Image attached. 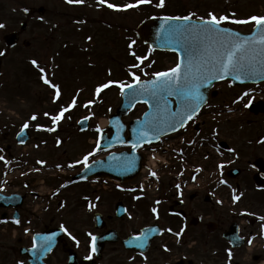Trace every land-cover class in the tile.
Wrapping results in <instances>:
<instances>
[{
    "label": "flooded vegetation",
    "instance_id": "flooded-vegetation-1",
    "mask_svg": "<svg viewBox=\"0 0 264 264\" xmlns=\"http://www.w3.org/2000/svg\"><path fill=\"white\" fill-rule=\"evenodd\" d=\"M59 2L68 6L66 0ZM24 21V0H0V24L5 25L0 28L1 38L15 33L20 55L37 48V39L27 35L29 25L22 30ZM1 38L3 62L15 47H8ZM213 99L196 117V157L188 160L196 166V175L162 178L154 192L139 177L128 182L89 177L78 181L68 176L63 186L65 196L58 200L52 191L48 195L36 191L37 182L19 180L16 192L23 200L19 224L13 222L14 208L0 209V252L9 240V228L15 232L11 233L14 243L4 251L3 259L0 255L1 263L29 264L21 248L33 246L36 234L63 225L67 232L61 229V235H55L60 241L45 264H264V125L256 129V142L248 145L252 151L242 150L235 156L241 162L228 160L230 165L220 172L215 160L229 154H224L222 146L226 145L220 143L213 128L217 113ZM5 120L0 118V129L7 128ZM222 134L225 138L230 132ZM2 164L0 161V167ZM234 194L240 196L239 201H233ZM52 206L50 216L38 218L34 227L31 218L36 219L38 209ZM153 208L158 210L159 219ZM145 228H151L149 236L153 238L142 251L132 238ZM89 233L97 238L95 252ZM88 256L92 258L86 259Z\"/></svg>",
    "mask_w": 264,
    "mask_h": 264
},
{
    "label": "rangeland",
    "instance_id": "rangeland-1",
    "mask_svg": "<svg viewBox=\"0 0 264 264\" xmlns=\"http://www.w3.org/2000/svg\"><path fill=\"white\" fill-rule=\"evenodd\" d=\"M126 1L128 2V0ZM180 1L190 9H194L198 16L205 18L209 11L218 17L235 12L236 19H248L253 15L264 16V0ZM24 4L35 6L36 9L44 6L45 14L31 18L33 27L27 34L37 39V48L23 55L24 63H21L20 59L18 60V55H15L18 52L14 51L4 66L5 76L1 82L2 85L0 84V118L6 119L5 123L8 127L0 135V156L4 157L3 167L6 169L0 177V186L8 185V188L13 190L18 180L37 182L36 191L44 192L46 195L52 191L58 200L65 196L63 188L66 182L65 178L79 169L80 164L77 161L83 160L84 156L93 152L92 145L96 138V128L101 126V122L104 120H106L105 126L108 124L109 113L115 111L121 102V92L118 87L113 86L103 91L99 97H96L95 89L109 79V71L116 73L121 82L133 83L128 72L122 71V63H124L123 69L128 71L129 65L137 62L134 57L129 55V43L135 41L131 51H134L137 56L148 57L144 61V65L141 66L148 75H144L139 69H132L137 73L136 75L141 76V79L151 77L153 72L166 71L174 67L178 56L171 52L149 53L148 47L136 39L133 33L134 28L141 16L146 14L145 8L140 12L144 15L140 14L139 16L138 10L133 9L124 13L107 12L103 9V13L96 0H85L83 5L73 3L70 7H65L59 0H25ZM168 4H174L173 0H168L166 5ZM149 5L151 12H160L161 9L156 8L153 2ZM82 15H84L83 18ZM74 16L77 20H74ZM98 20H102L109 26L97 24ZM38 22H41V27L35 28ZM55 23L61 27V32L56 34L51 31V27ZM229 25L243 32H249L254 26V24ZM92 35L93 38L99 35V40H92L91 43H95V45L88 48V38ZM108 35L117 37L120 35L119 45L114 44L112 36ZM68 43H71L73 47L69 48ZM74 46H81V51L77 50L78 53H72ZM101 48L109 58L96 55L83 56V52L86 54L88 51L89 53V49L90 53L96 49L100 53L102 52ZM25 58L27 61L36 60L41 67L46 69L50 81L59 85L61 90L59 100L53 102L54 90L41 82L40 73L33 68V65L29 64V61L26 62ZM149 64L151 67H146ZM244 87H233L229 81L218 85L220 97L215 102L227 105L229 113L217 114L213 121L216 122L215 126L217 127L220 124L222 133L230 132L229 137L225 138H228L229 143L235 147L236 151L248 150L251 152L252 148L248 146L250 145L248 137L255 133L256 128L264 124V115L250 111L248 107H244V104L249 101L264 100V83ZM244 92H249L250 95L240 103H234ZM74 96L77 97V100L81 97L83 103L78 101L77 106L65 114V118L56 126L55 132L37 130L38 127H53L45 113L57 114L61 107L70 104ZM89 101H92L91 106L85 108L84 105ZM146 109V104H139L126 117V120L140 117ZM33 115L37 116L36 121L30 119ZM82 117L90 119V128L86 132H81L77 126ZM25 123H30L32 126V139L25 146L19 147L13 139V134L16 130H20L22 124ZM0 124H3V121H0ZM9 144L10 148H8ZM6 148L8 156L4 151ZM184 150L187 151V155L189 153V158L196 154V146L193 148L184 146ZM37 161L42 163H37ZM182 161L185 164L184 159ZM173 162L177 168H164L165 171H162L161 175L181 174V170L184 171V167L177 164L176 159ZM70 164L75 167H69ZM11 170L13 171L11 172ZM35 208L36 206L33 209ZM52 209L53 206L43 211L39 208L36 212V219L31 218L33 226H36L38 218L47 219L49 211ZM45 222L48 223V220ZM11 229L9 228L7 233L9 240L4 244L5 249L0 252L2 259L5 255L4 251L14 243L11 238ZM6 260L9 263L12 262V259L8 257ZM1 262L3 261H0V264H3Z\"/></svg>",
    "mask_w": 264,
    "mask_h": 264
},
{
    "label": "snow or ice",
    "instance_id": "snow-or-ice-1",
    "mask_svg": "<svg viewBox=\"0 0 264 264\" xmlns=\"http://www.w3.org/2000/svg\"><path fill=\"white\" fill-rule=\"evenodd\" d=\"M66 3L83 5L85 0H66ZM96 3L113 11L123 12L139 8L141 5L151 4L152 0H137L136 3H128L123 6L108 3L107 0H96ZM154 6L163 9L166 7V0H158ZM235 17V12L218 17L211 11L207 13V18L198 16L195 12L183 16L161 17L160 19L164 21V24L161 25L160 39L171 51L177 53L178 60L175 67L167 71L153 72L152 78L147 81L141 80V76L136 75L132 69H139L144 75H148L141 67L148 57L137 56L134 51H131L135 41L129 43V55L137 61L129 65L128 70V75L133 83L108 81L95 89V95L99 97L103 91L115 86L120 89L122 95L131 97L130 104L145 103L148 105L149 111L145 113L143 120L138 121L137 127L133 129L135 137V143L132 145L133 149L144 143L150 144L153 139H159L160 136L167 135L169 131L176 132L186 128L190 121L196 119L201 108L207 102L202 89H207L213 81H223L229 77L233 80H239L241 83L248 80L254 82L264 80V16L253 15L248 19H236ZM224 24H254L255 30L251 35L245 36L239 32L231 31L227 27H222ZM4 27L5 25L0 24V28ZM88 39L91 41L92 38L89 37ZM3 55L5 53L0 52V56ZM31 64L40 73V79L43 83L54 90L53 102L59 100L61 96L59 85L50 81L46 69L41 67L36 60H32ZM146 67H151V64ZM108 74L111 75V72ZM249 95V92H244L234 103H240ZM173 102L176 105L174 111L172 109ZM250 103L251 101L245 103L244 107H249ZM91 104L92 101H89L84 107L89 108ZM76 106L77 97L74 96L70 104L61 107L57 114L49 115L45 113V116L51 120L53 127H38L37 130L55 132L56 126L65 118V114ZM30 119L34 121L37 116L33 115ZM87 119L89 117H85V120ZM28 127L27 123L23 125V129ZM96 131L100 132V129L97 128ZM118 133L119 129L117 130V139H120ZM99 149L100 143L98 141L96 149L77 163L83 164L86 169H91L92 165L88 163L89 156L95 155V152ZM113 159L118 158L113 157ZM2 160H4V157L0 156V161ZM37 163L42 162L37 161ZM132 166L133 162L128 161L127 158L121 164V167L126 171L131 170ZM69 167H75V165L70 164ZM220 167H223V165H220ZM152 175L155 176L156 174L152 173ZM221 183H224V181H221ZM176 187L179 189L180 185H176ZM232 198L233 201L240 200L239 195L234 194ZM136 199H140V197H136ZM156 203L159 204L160 201ZM152 212L159 219L158 210L153 208ZM261 219H264V217ZM13 222L19 224V220ZM61 229L67 232L63 225H61ZM168 231L171 232V229ZM173 235L179 236L180 234L173 233ZM89 236L92 241L91 250L95 252L97 238L90 233ZM36 239V237L33 238L34 251L43 254L51 250L53 237H39L42 241L39 249H36ZM73 239L75 238L73 237ZM146 239L147 237L143 233L132 238L133 241L138 242L137 246L140 248L144 247ZM165 251H169V249L165 248ZM91 258V256L86 257V259Z\"/></svg>",
    "mask_w": 264,
    "mask_h": 264
},
{
    "label": "water",
    "instance_id": "water-1",
    "mask_svg": "<svg viewBox=\"0 0 264 264\" xmlns=\"http://www.w3.org/2000/svg\"><path fill=\"white\" fill-rule=\"evenodd\" d=\"M162 24H164V21L162 19L150 18L139 25V27L136 29L137 35L140 38H142L145 43H149L150 46L154 49L170 50L169 47L165 45L160 39ZM229 30L235 31L231 28H229ZM248 81H252V80H248ZM213 83L207 89H202V91L205 93L206 99L208 97L209 88L213 85ZM233 83L237 84V83H240V81L233 80ZM130 99L131 97L129 95H123L122 104L118 108L117 112L110 117V129L114 130V133L110 138H107L106 136L103 137L102 147L104 149H109L110 147L118 145V144L133 145V143H135L133 129L137 127L138 121L143 120L144 116L140 120L131 121L129 125L124 123V121L122 120L123 116L127 115L129 111L136 104V103L130 104ZM173 105H174V102L172 104V109L174 111L175 108L173 107ZM258 109H259L258 105L255 106V110H258ZM81 127L86 128L87 122L86 121L83 122L81 124ZM118 129H119L118 134H119L120 139H117ZM126 130L129 131L128 137H126L125 135ZM169 133H171V131H169ZM157 140L158 139H153L152 142L157 141ZM141 146H143V144ZM141 146L137 147L136 149H132L131 152L112 153L109 156H107L105 159L95 161L91 164L92 165L91 169L83 170L78 176H93L94 175V176H110L114 178L134 177L139 173L142 165L144 164V156L140 153H137V149L140 148ZM113 157H116L118 159H113ZM125 158H127L128 161L133 162V166L131 167V170L129 171H126L121 167V164L124 163ZM5 199H9V198L3 197L2 195H0V206H8L11 204L10 202L2 203L1 200H5Z\"/></svg>",
    "mask_w": 264,
    "mask_h": 264
},
{
    "label": "trees",
    "instance_id": "trees-1",
    "mask_svg": "<svg viewBox=\"0 0 264 264\" xmlns=\"http://www.w3.org/2000/svg\"><path fill=\"white\" fill-rule=\"evenodd\" d=\"M176 7H178L177 9H176V12H178L180 9H182V6H176ZM180 7V8H179Z\"/></svg>",
    "mask_w": 264,
    "mask_h": 264
},
{
    "label": "bare ground",
    "instance_id": "bare-ground-1",
    "mask_svg": "<svg viewBox=\"0 0 264 264\" xmlns=\"http://www.w3.org/2000/svg\"><path fill=\"white\" fill-rule=\"evenodd\" d=\"M101 124L102 125H105L106 124V120L102 121Z\"/></svg>",
    "mask_w": 264,
    "mask_h": 264
}]
</instances>
